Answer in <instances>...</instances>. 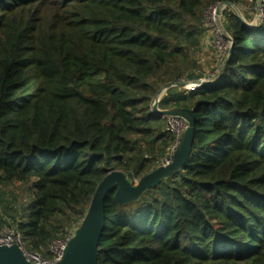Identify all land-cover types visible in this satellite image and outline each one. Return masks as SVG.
<instances>
[{"label":"trees","instance_id":"trees-1","mask_svg":"<svg viewBox=\"0 0 264 264\" xmlns=\"http://www.w3.org/2000/svg\"><path fill=\"white\" fill-rule=\"evenodd\" d=\"M246 3L0 0V184L28 192L0 203V228L51 260L111 169L133 183L161 166L175 137L153 102L185 76L205 13L230 4L212 84L158 104L192 111L189 157L133 203L108 192L97 264H264V22L231 12Z\"/></svg>","mask_w":264,"mask_h":264},{"label":"water","instance_id":"water-1","mask_svg":"<svg viewBox=\"0 0 264 264\" xmlns=\"http://www.w3.org/2000/svg\"><path fill=\"white\" fill-rule=\"evenodd\" d=\"M222 6V10L220 8L216 10L217 15H222L221 13L225 8L231 7L230 4ZM260 11L261 0H258L257 16L260 14ZM232 48L233 44L228 56L232 54ZM194 84H196V88H199L211 85L212 81H197ZM184 86L186 85L179 83L172 84L165 87L163 91L165 92L173 87L183 88ZM159 96L153 104L154 112L164 117L180 118L187 124V128L178 139V145L172 155L171 162L143 176L135 185L128 180L123 172L117 170L110 171L97 186L84 218L72 232L66 243L61 259L54 264H97L98 246L105 231L104 201L108 192L114 188L116 203L118 205H128L137 201L147 190L155 188L163 179L168 178L176 170H179L186 162L192 149L195 117L191 110H160L158 104L162 98ZM0 264L34 263L27 261L18 246L11 245L0 246Z\"/></svg>","mask_w":264,"mask_h":264},{"label":"rangeland","instance_id":"rangeland-1","mask_svg":"<svg viewBox=\"0 0 264 264\" xmlns=\"http://www.w3.org/2000/svg\"><path fill=\"white\" fill-rule=\"evenodd\" d=\"M254 1V4L246 3L245 5H243V7H232L231 11L234 15L241 18L242 21H244L251 27H256L264 22V6L262 7V5L264 4V0H261V11L258 16V0ZM218 8L222 10L223 6L216 5L215 7L209 9L204 15L202 25L199 27L200 33L197 37L198 45L196 49L194 51H191L190 53L187 65L188 68L185 76L181 77V79L178 81L179 84H185L186 86H184L183 88L180 87L179 89L192 91L196 89V84L194 83H196L197 81L213 82L216 76L219 74L221 67L224 64V60L228 58L232 41L229 34H227L224 30L222 15H217L216 10ZM163 90L164 89H162L159 93L160 96L158 95L161 98H163L167 92H164ZM168 151L166 152V155ZM157 168L158 167H156L155 169ZM112 170L114 169H111L110 171ZM138 181L139 180H135L133 182V185L137 184ZM27 199L28 192L26 191V187L17 183L11 185L0 184V203L8 201L11 203L16 202L17 205H21L23 202L27 201ZM0 219H7L1 206ZM8 228L9 225L3 223L0 231H2V229L6 230Z\"/></svg>","mask_w":264,"mask_h":264},{"label":"built area","instance_id":"built-area-1","mask_svg":"<svg viewBox=\"0 0 264 264\" xmlns=\"http://www.w3.org/2000/svg\"><path fill=\"white\" fill-rule=\"evenodd\" d=\"M263 6L264 4L262 5V7ZM168 126H169L170 131L173 133L175 137V141L173 145L170 147L167 157L166 159H164L161 166L168 165L171 162L172 155L178 145V139L180 135L183 133V131L187 128L186 122L176 117H168ZM70 236L63 240H56L52 243L51 245L52 259L51 260H45L39 254H36V253L33 254V253L28 252L24 247V243L22 241L20 234L13 228H8L6 230L2 229V231H0V246H11V245L18 246L19 249L22 251L23 255L25 256V258L27 259V261L32 262L34 264H54L61 259L66 243L68 239L70 238Z\"/></svg>","mask_w":264,"mask_h":264},{"label":"bare ground","instance_id":"bare-ground-1","mask_svg":"<svg viewBox=\"0 0 264 264\" xmlns=\"http://www.w3.org/2000/svg\"><path fill=\"white\" fill-rule=\"evenodd\" d=\"M192 87V86H191Z\"/></svg>","mask_w":264,"mask_h":264}]
</instances>
